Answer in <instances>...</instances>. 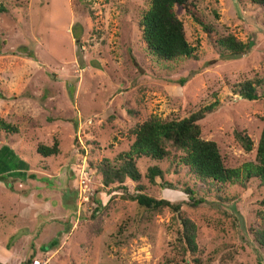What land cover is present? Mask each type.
I'll return each instance as SVG.
<instances>
[{
	"label": "rangeland",
	"instance_id": "rangeland-1",
	"mask_svg": "<svg viewBox=\"0 0 264 264\" xmlns=\"http://www.w3.org/2000/svg\"><path fill=\"white\" fill-rule=\"evenodd\" d=\"M188 1L203 25L175 12L194 57L165 62L141 40L138 22L149 0H0V120L18 131L0 130V175L10 181L0 182V264H264V251L250 243L264 198L257 180L206 194L173 157L137 161L144 193L181 204L196 226L197 251L182 257L177 219L122 200L97 172L129 151L130 131L150 116L181 120L215 100L199 123L201 138L216 144L227 168L254 162L263 101L240 99L235 87L264 78V13L253 0ZM220 35L250 51L222 58ZM236 132L251 140V151ZM55 140L58 155L37 154L38 145ZM154 165L172 188L159 178L149 183ZM124 186L132 193L136 184ZM186 187L199 189L206 203L188 206Z\"/></svg>",
	"mask_w": 264,
	"mask_h": 264
},
{
	"label": "trees",
	"instance_id": "trees-1",
	"mask_svg": "<svg viewBox=\"0 0 264 264\" xmlns=\"http://www.w3.org/2000/svg\"><path fill=\"white\" fill-rule=\"evenodd\" d=\"M253 3L264 13V0H253ZM176 8L182 9L195 21H199L200 25L204 24L199 15L192 10V4L188 0H149L148 9L138 22L141 40L146 50L165 62L194 57L195 50L186 40L183 24L175 12ZM203 29L210 37L211 27L205 26ZM74 36L78 39L77 35L74 34ZM215 42L222 49L221 57L224 59H238L250 51L249 44L240 42L231 35H220L215 38ZM192 77L193 74H190L178 80L176 84L184 86ZM235 88V95L240 99L249 102L260 99L264 106V78L244 81ZM217 105L218 101L215 100L181 120H164L150 116L130 131L133 142L128 152L120 154L114 162L105 160L96 167L102 186L104 188L116 186L117 190L122 191L120 195L122 200L135 203L139 209L151 214L168 211L177 219L180 229L177 231L175 241L181 249L182 257L188 253L195 254L197 251L196 226L183 216L181 204L156 200L144 193L145 188L139 184L141 175L137 168V161L148 158L160 162L173 157L177 164L186 168L189 176L202 181L207 186L204 189L206 194L222 191L227 184L241 183L245 187L246 183L252 179L257 180L260 186H264V118L254 162L243 164L235 169L227 168L216 144L201 138L199 123L213 112ZM0 130L7 135L18 133L17 128L3 120H0ZM235 139L245 151L253 149L251 140L243 133L236 132ZM36 151L42 158L56 156L59 154L58 141L55 140L52 146L38 145ZM164 173L167 172L154 165L147 169L145 177L150 184H155V179L159 178L163 183L161 186L172 188L170 184L164 182ZM127 180L136 184L132 193H129L124 186ZM0 182L10 187V181L6 176L0 175ZM182 192L187 196V205L191 208H197L206 203L205 198L197 196L199 189L186 187ZM218 199L223 201L220 196ZM259 205L261 207L257 214L259 226L250 227L249 231L252 235L250 243L264 251V198ZM233 211L238 214L234 208ZM238 221L240 223V218ZM55 245V242H51L46 250Z\"/></svg>",
	"mask_w": 264,
	"mask_h": 264
},
{
	"label": "built area",
	"instance_id": "built-area-1",
	"mask_svg": "<svg viewBox=\"0 0 264 264\" xmlns=\"http://www.w3.org/2000/svg\"><path fill=\"white\" fill-rule=\"evenodd\" d=\"M30 264H45L43 261H41L40 259H33L32 262Z\"/></svg>",
	"mask_w": 264,
	"mask_h": 264
}]
</instances>
